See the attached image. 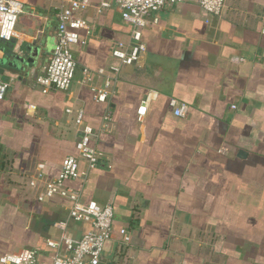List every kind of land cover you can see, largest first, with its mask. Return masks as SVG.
I'll use <instances>...</instances> for the list:
<instances>
[{
  "label": "crops",
  "instance_id": "crops-1",
  "mask_svg": "<svg viewBox=\"0 0 264 264\" xmlns=\"http://www.w3.org/2000/svg\"><path fill=\"white\" fill-rule=\"evenodd\" d=\"M21 1L14 39H0V82L9 84L0 101V258L35 250L51 264L70 255L65 239L92 230L70 219L69 200H39L64 160L80 157L82 112L100 160L93 170L81 161L65 187L83 204L114 208L100 264H264V0H227L220 17L193 2L167 6L149 16L146 51L131 66L113 56L133 43L123 10L99 12L103 0H92L79 13L88 27L72 47L73 84L47 94L36 79L72 0ZM174 99L188 106L183 118Z\"/></svg>",
  "mask_w": 264,
  "mask_h": 264
},
{
  "label": "built area",
  "instance_id": "built-area-1",
  "mask_svg": "<svg viewBox=\"0 0 264 264\" xmlns=\"http://www.w3.org/2000/svg\"><path fill=\"white\" fill-rule=\"evenodd\" d=\"M92 0H72L68 7L63 8L58 14L57 42L52 58L46 71L36 79L42 92L47 94L51 91L66 92L70 90L77 71V61L74 58L72 47L79 42V31L87 29L86 21L79 16L85 11ZM183 2L197 3L205 12L211 16L220 17L225 8L227 0H103L99 5V12L109 9L116 4L123 10V20L131 27L132 46L123 50V46L114 50L113 56L120 65L131 66L136 63L141 54L146 51L143 43V32L149 26L148 18L151 14L157 13L167 6H175ZM24 12L21 0H0V39L11 41L16 34V26L20 16ZM158 24V20H154ZM113 71L119 72V67H113ZM9 84L0 82V101L5 98ZM97 102H106L108 99L107 90L96 92ZM170 106L178 118H183L188 106L177 100H172ZM147 107L139 110L140 119L145 116ZM68 112H71L70 110ZM109 120V117H106ZM81 133V140L77 146L80 157H67L63 163L60 177L49 181L44 193L40 197L43 201L46 197L60 196L72 202L69 213L71 220L91 225L92 230L81 240L63 241L66 250L70 255L56 256L51 264H100L106 244L113 235L115 212L111 205L100 206L96 202L83 204L79 194L65 187V182L75 180L79 177V164L84 162L89 170L95 169L99 164V153L92 145L96 134L94 130L85 123L83 113L80 112L76 121ZM43 179V176H39ZM65 228V224H60ZM125 241L127 232L121 231ZM50 247H59V244L50 242ZM0 264H45L38 259L35 250H23L19 253L6 254L0 258Z\"/></svg>",
  "mask_w": 264,
  "mask_h": 264
},
{
  "label": "water",
  "instance_id": "water-1",
  "mask_svg": "<svg viewBox=\"0 0 264 264\" xmlns=\"http://www.w3.org/2000/svg\"><path fill=\"white\" fill-rule=\"evenodd\" d=\"M242 155H243V153L240 154V156H242Z\"/></svg>",
  "mask_w": 264,
  "mask_h": 264
}]
</instances>
